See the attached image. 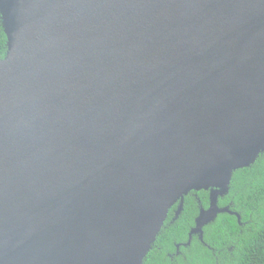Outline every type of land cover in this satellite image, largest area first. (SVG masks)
<instances>
[{
    "label": "water",
    "instance_id": "obj_1",
    "mask_svg": "<svg viewBox=\"0 0 264 264\" xmlns=\"http://www.w3.org/2000/svg\"><path fill=\"white\" fill-rule=\"evenodd\" d=\"M0 264H142L170 208L264 150V0H0Z\"/></svg>",
    "mask_w": 264,
    "mask_h": 264
},
{
    "label": "trees",
    "instance_id": "obj_2",
    "mask_svg": "<svg viewBox=\"0 0 264 264\" xmlns=\"http://www.w3.org/2000/svg\"><path fill=\"white\" fill-rule=\"evenodd\" d=\"M8 38L1 24L0 62ZM210 191H190L173 205L142 264H264V150L247 168L234 170L220 213L201 232L192 233L200 213L210 207Z\"/></svg>",
    "mask_w": 264,
    "mask_h": 264
}]
</instances>
